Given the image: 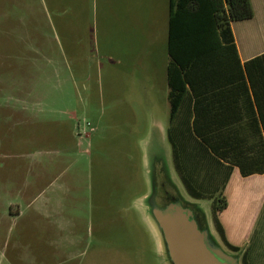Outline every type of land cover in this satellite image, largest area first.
Here are the masks:
<instances>
[{
  "label": "rangeland",
  "instance_id": "obj_1",
  "mask_svg": "<svg viewBox=\"0 0 264 264\" xmlns=\"http://www.w3.org/2000/svg\"><path fill=\"white\" fill-rule=\"evenodd\" d=\"M118 2L123 22L115 27L111 0H0V245L5 233L11 243L0 247V264H95L98 253L102 264H165L139 197L146 160L157 152L171 161L155 125L168 117L149 116L150 102L128 101L124 79L111 84L112 55L135 49L125 36V0ZM20 94L43 101L24 108ZM152 104L165 115L162 87ZM22 108L20 123L2 122ZM86 123L78 152L72 136ZM217 181L198 201L209 222ZM228 192L218 218L229 216L225 232L236 244L237 176ZM210 232L230 253L213 225Z\"/></svg>",
  "mask_w": 264,
  "mask_h": 264
},
{
  "label": "crops",
  "instance_id": "obj_2",
  "mask_svg": "<svg viewBox=\"0 0 264 264\" xmlns=\"http://www.w3.org/2000/svg\"><path fill=\"white\" fill-rule=\"evenodd\" d=\"M249 2L252 18L230 24L237 63L230 60L228 51H224L220 29L213 20L212 0H187L174 17L172 31L171 28L169 31L168 0H125V36L128 42L135 44V49H129L124 56L120 53L112 55L114 67L111 84L117 86L124 79L128 101L150 102L149 116L168 117L166 123L155 124L160 136L166 135V140L168 131L190 132L194 117L206 119L205 125L211 128L205 130L207 133L236 128L238 164L244 171L253 173L241 176L239 169L233 168L223 190L227 197V209L230 206L228 184L233 176H237L236 244L227 239L225 229L229 227V216H225L226 213L220 222L227 241L239 249L240 264H264V170L262 173L258 171L264 169V79L254 81L253 95L244 70L245 63L264 53V0ZM120 7L118 0H111V8L115 11V27L116 22H123ZM116 33L119 34L118 31ZM155 53L156 57L152 58L151 55ZM171 59L176 61L181 77H186L185 91L173 121L170 120L166 72ZM161 87L165 115L160 114L152 104L161 101ZM18 96L17 103L24 108L25 103H28L29 108L31 105L37 107L43 101L40 96L35 99L27 94ZM194 103L198 104L197 113L193 110ZM14 111L10 110L8 118L2 120L5 125L11 119L20 123L19 114L25 111L23 108L18 114ZM75 136H72L73 146L79 152L82 138L76 139ZM10 147L5 145L4 149L10 150ZM6 155L12 156L8 151ZM54 163L57 164L51 162L50 165ZM37 211L42 212V209ZM6 239L7 233L0 245L1 250L11 245L10 240L8 244L5 243ZM102 258V253H98L94 256V263L102 264Z\"/></svg>",
  "mask_w": 264,
  "mask_h": 264
},
{
  "label": "trees",
  "instance_id": "obj_3",
  "mask_svg": "<svg viewBox=\"0 0 264 264\" xmlns=\"http://www.w3.org/2000/svg\"><path fill=\"white\" fill-rule=\"evenodd\" d=\"M186 1L168 0L169 31L170 28L172 31L174 17H176L178 10ZM211 11L214 23L220 29L224 51L230 53L231 61L239 63L230 24L252 18L253 13L249 0H212ZM177 66L176 61L171 59L166 68L171 121L174 120V114L180 105L185 91L186 77H181V72L177 69ZM250 67L253 68L250 69ZM244 70L247 73V80L254 95V81L259 78L264 79V53L245 63ZM262 85H264V80ZM196 107H198V104L194 103L193 110L195 113H197ZM206 122V119L203 117H194L191 122L192 129L190 132H167L172 161L185 191L193 199H204L203 193L209 187L216 185L217 180L220 181L219 189H217L218 187L213 188L212 196L209 198L211 203V220L223 244L231 251L238 253V247L231 245L227 241L218 218V213L227 207V200L223 195V190L233 168L239 169L241 176H248L253 173L244 171L242 166L238 164L236 128L224 129L225 131L223 132L218 129L216 133H207L205 130L211 128H207ZM263 170L258 169L259 173H262Z\"/></svg>",
  "mask_w": 264,
  "mask_h": 264
},
{
  "label": "water",
  "instance_id": "obj_4",
  "mask_svg": "<svg viewBox=\"0 0 264 264\" xmlns=\"http://www.w3.org/2000/svg\"><path fill=\"white\" fill-rule=\"evenodd\" d=\"M145 195L139 198L144 200ZM146 213L161 242L165 264H240L238 259L214 250L195 220L179 206L164 212L151 208Z\"/></svg>",
  "mask_w": 264,
  "mask_h": 264
},
{
  "label": "flooded vegetation",
  "instance_id": "obj_5",
  "mask_svg": "<svg viewBox=\"0 0 264 264\" xmlns=\"http://www.w3.org/2000/svg\"><path fill=\"white\" fill-rule=\"evenodd\" d=\"M157 154V152H154L151 158L146 160L147 189L146 198L143 200L144 209L149 212L151 208H155L164 212L171 206H179L181 210L191 215L190 219L195 220L199 231L206 236L207 241L214 250H219L237 260L238 253L231 251L221 241L231 254L227 253L211 234L210 227L213 225L212 220L210 219L209 222L204 212V206L198 202L199 200L193 199L189 195L190 200H188L182 195L174 177L178 173L174 168L172 156H170L171 161L169 163L164 154H161V157H158L159 154ZM179 180L181 181L180 177ZM209 206L211 213V204Z\"/></svg>",
  "mask_w": 264,
  "mask_h": 264
},
{
  "label": "built area",
  "instance_id": "obj_6",
  "mask_svg": "<svg viewBox=\"0 0 264 264\" xmlns=\"http://www.w3.org/2000/svg\"><path fill=\"white\" fill-rule=\"evenodd\" d=\"M89 124L86 123L83 127H79V125L76 126L77 130V137L78 138H89V132H88Z\"/></svg>",
  "mask_w": 264,
  "mask_h": 264
}]
</instances>
